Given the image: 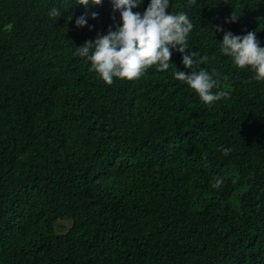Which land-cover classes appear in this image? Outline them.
Returning a JSON list of instances; mask_svg holds the SVG:
<instances>
[{
  "label": "trees",
  "instance_id": "obj_1",
  "mask_svg": "<svg viewBox=\"0 0 264 264\" xmlns=\"http://www.w3.org/2000/svg\"><path fill=\"white\" fill-rule=\"evenodd\" d=\"M68 2L0 0V264H264V82L215 41L222 25L264 46V0H170L230 93L211 106L174 78L190 71L175 51L104 83L73 53L119 13L103 0L77 28Z\"/></svg>",
  "mask_w": 264,
  "mask_h": 264
},
{
  "label": "clouds",
  "instance_id": "obj_2",
  "mask_svg": "<svg viewBox=\"0 0 264 264\" xmlns=\"http://www.w3.org/2000/svg\"><path fill=\"white\" fill-rule=\"evenodd\" d=\"M103 0H69L71 4L82 6L85 11L75 18L77 28L94 26L88 23V18L95 19L96 11L89 12L92 6L101 5ZM113 12L119 13V22L108 26L106 33H97L95 39L85 40L79 47L75 46L74 55L89 62L91 71L106 84H112L114 79H139L147 70L156 66L157 70L169 69L170 57L173 51L181 54V63L190 71L176 70L173 76L176 80L186 84L198 95L199 99L208 106L230 93L220 87L216 79L215 70L209 71L205 66L208 57L196 58L191 50L189 39L194 24L187 11L175 13L167 11L170 0H148L143 11H134L143 0H110ZM197 0H186V7L191 8ZM61 7L53 6L48 10V16L56 21L63 13ZM239 14L232 11L228 21L235 22ZM72 19V13L68 20ZM115 20V18L113 17ZM213 38V32L209 30ZM216 32H223L217 41L221 55L229 57L232 65L237 69H248L252 79L264 82V46L256 37V31L246 34H233L225 31L222 25L215 26ZM188 50L187 52L185 50ZM214 88L217 91H212ZM223 155L231 151L228 147L220 149ZM224 183L222 176H217L212 188H219Z\"/></svg>",
  "mask_w": 264,
  "mask_h": 264
}]
</instances>
